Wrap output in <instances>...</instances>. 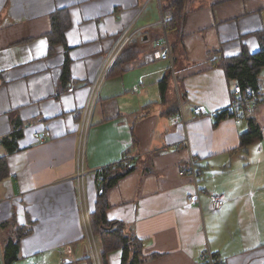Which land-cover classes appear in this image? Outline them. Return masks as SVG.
Masks as SVG:
<instances>
[{"label": "crops", "instance_id": "0c3cea01", "mask_svg": "<svg viewBox=\"0 0 264 264\" xmlns=\"http://www.w3.org/2000/svg\"><path fill=\"white\" fill-rule=\"evenodd\" d=\"M186 1L168 38L172 73L155 56L163 39L160 0H0L3 259L14 228L25 227L31 233L12 264H94L74 179L79 129L96 78L131 27L134 36L104 78L92 113L83 208L95 210L97 171L127 153L134 169L107 190L105 216L144 242V264H206L207 249L218 264H264V103L240 124L192 112L203 106L221 113L234 98L236 84L217 64L264 47V0ZM58 12L69 26L51 43ZM66 61L69 77L62 81ZM258 92L264 94V70ZM249 118L262 139L240 148ZM16 125L22 134L10 153L3 140ZM190 155L206 191L200 207L186 203L193 184L182 171ZM209 194L221 196L219 210L211 209ZM121 257L110 251L105 264H121Z\"/></svg>", "mask_w": 264, "mask_h": 264}, {"label": "trees", "instance_id": "16d2710c", "mask_svg": "<svg viewBox=\"0 0 264 264\" xmlns=\"http://www.w3.org/2000/svg\"><path fill=\"white\" fill-rule=\"evenodd\" d=\"M166 0H160L161 9L171 12V20L166 23L165 30L167 36L173 34L178 29L182 7L185 9L188 5L186 0H171L166 3ZM184 16V14L182 15ZM69 26L68 17L63 13H56L52 17V32L49 37L51 43L63 39V33ZM170 44V43H169ZM171 45V44H170ZM171 48V46H170ZM121 53V52H120ZM119 53V55H120ZM228 81H233L235 87L240 88L243 92L258 91V79L264 70V47L255 54H250L243 49L238 55L222 59L218 64ZM62 81L68 80V61L65 62L62 68ZM168 77H171L169 72ZM168 79V78H167ZM166 80L161 84V92L166 89ZM226 115H219L216 119H222ZM21 125H16L14 132L10 137L3 140L4 146L8 152L12 153L18 150L17 141L21 137ZM262 139L260 127L253 118L247 120V130L240 136V148H245L255 144ZM5 161L0 158V177L5 174ZM134 169V162L131 165L126 162L118 163L107 167L106 171L101 172V184L104 185L102 196L97 198L94 212L89 214V222L93 235L97 241L99 256L102 264H105L106 254L113 250H120L121 264H144L148 258L143 255V241L137 238L134 234L128 233L125 225L119 221H109L106 219L105 213L108 208L105 195L108 189L116 185V183L124 176L128 175ZM31 230L25 227H15L13 237L9 239L3 248L4 260L6 264H12L16 260L20 240L29 235ZM218 264V262L216 263Z\"/></svg>", "mask_w": 264, "mask_h": 264}, {"label": "built area", "instance_id": "2783aa9c", "mask_svg": "<svg viewBox=\"0 0 264 264\" xmlns=\"http://www.w3.org/2000/svg\"><path fill=\"white\" fill-rule=\"evenodd\" d=\"M171 13L170 11H163L160 8V19L158 21V25L162 29L163 33V39L160 42H157V46L160 47V50H157L155 52V56L163 61H167L170 64V70L173 73V64H172V58H171V48L168 41V36L165 30L166 23L171 20ZM139 32V31H138ZM137 32V33H138ZM134 36V34H131V27L124 33V35L120 38L116 46L111 51L110 55L107 57L103 68L101 72L99 73L98 77L96 78L90 94L88 96L87 102L85 104V107L83 109L82 113V119L79 129V137H78V150H77V158H76V173L74 175V179L77 184L78 189V195L80 200V207H81V213L84 221V226L87 233V239L90 247V252L92 255V260L94 264H101L100 256L97 251L96 245L93 240L92 231L90 228V222H89V214L86 212V210L83 208L84 204V195H83V185H84V179L86 175L88 174V171H86L84 166V147L86 143V138L88 134V130L91 124V118L92 113L94 110V107L96 105L97 95L99 88L104 80V78L107 76L109 69L113 65L116 57L119 55L123 47L131 40V38ZM264 103V94L258 91H247L243 92L240 88L235 87L234 88V98L231 100L230 104L223 110L221 113H210L208 109H206L203 106H197L194 107L192 112L196 117H206V116H214L215 118L219 115H226L229 117L234 118L236 124H240L242 121L245 120L247 110L249 109H256L258 106ZM181 117V114L179 115ZM44 135H36V138L42 139ZM126 162L127 164L131 165L132 159L129 156V154H124L122 157V160L119 163ZM106 168H102L97 171L98 174V183L101 182L100 174L103 171H106ZM188 178L191 179L193 184V192L187 196L186 203L188 205H193L200 207V198L201 195L206 194L205 189L201 188L198 183V170H197V163L194 159L193 155H190L187 167L182 171ZM209 200L211 203V209L213 211L219 210L221 207L222 201L221 196L217 194H209ZM1 251V248H0ZM201 260L203 263L206 264H216L217 260L213 256V254L207 249L204 251L201 255ZM66 262V261H64ZM0 264H6L2 254L0 253Z\"/></svg>", "mask_w": 264, "mask_h": 264}, {"label": "water", "instance_id": "95a60500", "mask_svg": "<svg viewBox=\"0 0 264 264\" xmlns=\"http://www.w3.org/2000/svg\"><path fill=\"white\" fill-rule=\"evenodd\" d=\"M103 192H104V185L101 184V185L99 186V191H98L99 196H101V195L103 194Z\"/></svg>", "mask_w": 264, "mask_h": 264}]
</instances>
